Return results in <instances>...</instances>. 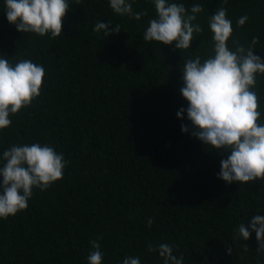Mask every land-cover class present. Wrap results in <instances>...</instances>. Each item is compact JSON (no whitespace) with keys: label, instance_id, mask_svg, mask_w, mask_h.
Listing matches in <instances>:
<instances>
[{"label":"trees","instance_id":"obj_1","mask_svg":"<svg viewBox=\"0 0 264 264\" xmlns=\"http://www.w3.org/2000/svg\"><path fill=\"white\" fill-rule=\"evenodd\" d=\"M128 2L147 14L135 20L114 13L109 0H69L62 34L52 38L17 31L0 0V57L45 69L40 95L0 130V158L12 146L38 143L67 161L61 179L33 188L26 209L0 218V264H88L93 240L102 264L130 256L163 264L158 252L147 251L162 243L183 256L182 264H264L255 232L248 240L237 232L264 216V180L219 179L226 156L192 136L186 111L177 117L188 107L180 67L214 55L209 20L218 8L232 22L229 49L258 37L254 51L264 60V0H167L188 14L193 5L203 8L193 21L203 31L186 50L145 41L157 18L154 0ZM98 21L121 31L106 37L94 31ZM253 90L264 123V74H256Z\"/></svg>","mask_w":264,"mask_h":264},{"label":"clouds","instance_id":"obj_2","mask_svg":"<svg viewBox=\"0 0 264 264\" xmlns=\"http://www.w3.org/2000/svg\"><path fill=\"white\" fill-rule=\"evenodd\" d=\"M69 4V0H5V13L17 31L40 36L50 33L55 38L62 34ZM109 4L114 13L135 20L147 14L134 13L128 0H109ZM154 4L157 18L149 21L143 39L163 45L174 44L179 50L188 49L193 34L203 31L199 24H193L196 14L203 11L202 6L193 5L188 14L183 4L167 0H154ZM247 20V15L241 16L238 26H243ZM209 27L213 33L214 55L203 61L199 56L189 58L180 67L183 80L180 93L188 107L181 108L177 117L182 119L186 111L192 136L226 156L220 162L219 179L228 184L264 180V123L260 122L259 97L253 90L256 74H264V60L254 51L259 38L253 37L247 48L235 41L238 46L235 51L230 50L227 42L233 31L232 22L223 7L210 16ZM94 31L103 32L107 37L121 29L119 24L112 28L110 23L98 21ZM44 76V67L31 60L13 64L0 57V130L11 125V115L29 106L40 95ZM181 129L189 131L185 125H181ZM0 159L3 161L0 166V218L26 209L33 188L46 190L61 179L67 163L63 154L53 147L38 143L12 146ZM147 223L151 225L152 221ZM253 231L258 242L257 251L264 252V216L255 215L249 225L242 223L237 229L243 240H248ZM90 243L94 251L87 257L88 264H102L100 244L96 240ZM247 248L245 245V250ZM147 251L158 252L163 264L183 262V256L178 259L173 255V246L167 243L149 244ZM227 252L231 255L232 248ZM123 264H141V261L130 256Z\"/></svg>","mask_w":264,"mask_h":264}]
</instances>
